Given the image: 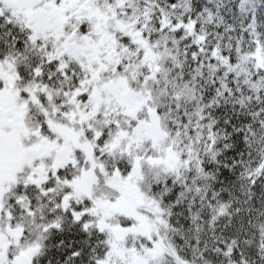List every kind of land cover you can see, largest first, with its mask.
I'll return each mask as SVG.
<instances>
[{"label":"snow or ice","instance_id":"snow-or-ice-1","mask_svg":"<svg viewBox=\"0 0 264 264\" xmlns=\"http://www.w3.org/2000/svg\"><path fill=\"white\" fill-rule=\"evenodd\" d=\"M0 264H264V0H0Z\"/></svg>","mask_w":264,"mask_h":264}]
</instances>
